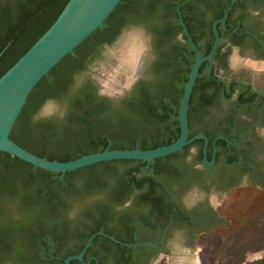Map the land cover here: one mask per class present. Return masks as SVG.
Instances as JSON below:
<instances>
[{"label":"trees","instance_id":"16d2710c","mask_svg":"<svg viewBox=\"0 0 264 264\" xmlns=\"http://www.w3.org/2000/svg\"><path fill=\"white\" fill-rule=\"evenodd\" d=\"M67 1L0 0V51L9 43L0 56V76L50 27ZM180 1L120 0L103 27L94 30L75 47L74 54L63 57L34 86L11 129L10 138L39 156L58 161L104 150L103 134L110 138L109 149H153L175 141L179 135L178 121L174 120L171 126H162V123L172 118L170 103L178 113L182 94L179 84L186 83L190 70V65L180 68V47L170 40L174 28L181 31V27L174 25L178 20L175 7ZM194 2L188 0L181 7L182 17L193 41L206 54L214 36L211 32L207 46L198 43L194 17L189 15V7ZM222 10L217 9L215 17H221ZM130 23L144 24L154 33L160 59L153 68L155 80L149 89L135 90L132 97L114 107L97 97L89 83L76 78L87 51ZM217 27L220 33L221 25ZM185 52L186 59L192 62L195 55L187 41ZM192 97L193 94L189 104ZM47 99L62 105V115L34 119ZM140 163L144 161H103L67 171L60 177L59 173L0 152V264H63L64 258L79 253L98 230L128 243L106 227L104 218L92 217L86 200L117 173L126 176L120 181L131 179ZM75 205L76 212L70 216ZM101 241L114 244L108 237L97 235L83 261L72 260L70 264H96L94 259L85 263L89 253L101 264L94 248ZM115 246L116 250L107 249L112 253L113 264H126L132 248L118 243ZM255 264H264V258Z\"/></svg>","mask_w":264,"mask_h":264},{"label":"flooded vegetation","instance_id":"af4514ba","mask_svg":"<svg viewBox=\"0 0 264 264\" xmlns=\"http://www.w3.org/2000/svg\"><path fill=\"white\" fill-rule=\"evenodd\" d=\"M231 1L196 0L189 7L201 46L211 42L212 23L223 16ZM217 9H223L219 18L215 17ZM210 16L214 18L211 20ZM219 24V44L211 61L200 67L188 109V137L200 133L207 136L206 158L204 139H195L171 155L140 163L131 179L120 181L126 176L117 173L87 197L92 217L104 218L109 230L132 244L127 246L132 249L126 264H196L200 261L196 253L201 239L221 221L219 206L223 196L243 184L264 192V74L254 73H264V68L248 64L249 61L255 67L264 66V0H236L225 23ZM136 30L144 32V40L139 37L147 53L140 74L126 85L124 77L116 75V68L128 40L139 34L133 33ZM172 33L170 40L180 47V68H186L191 64L186 59V39L182 29L174 28ZM154 39V33L144 24L122 25L107 40L87 51L77 81L89 83L97 97L119 106L135 90L149 89L155 80L153 68L160 59V48H155ZM107 82L116 90L109 91ZM184 85L179 84L182 93ZM52 102L45 100L37 116L45 107L51 113L47 116H61L62 107L54 108ZM169 107L172 118L162 126L178 121L176 108L171 103ZM177 126L180 132L179 121ZM103 138L109 148L110 138L106 134ZM76 209L75 205L69 215L73 216ZM111 241L114 244H94L101 264H113L112 253L107 249L116 250V243H125ZM86 257L85 263L94 259L99 264L92 253Z\"/></svg>","mask_w":264,"mask_h":264},{"label":"water","instance_id":"95a60500","mask_svg":"<svg viewBox=\"0 0 264 264\" xmlns=\"http://www.w3.org/2000/svg\"><path fill=\"white\" fill-rule=\"evenodd\" d=\"M188 0H181L176 4L177 25L181 27L183 35L194 52V60L190 64L189 74L183 88L176 118L179 121L180 132L175 141L153 149H109L82 155L78 158L58 161L39 156L10 138L11 129L25 104L27 97L38 81L49 74V71L67 54H74V49L94 30L101 28L104 21L117 6L120 0H68L50 27L21 55L18 60L0 76V152L16 156L21 160L48 171L59 173L62 177L67 171H72L98 162L110 160H142L149 163L152 159L175 153L183 149L195 139H204V155L208 138L200 133L188 137V109L193 86L198 77L200 67L204 62H210L220 41L218 23H225L228 11L236 0H232L221 18L212 23L214 40L207 54H202L193 41L182 17L181 7ZM9 43L0 51V56ZM125 49V48H124ZM123 49V50H124ZM145 46V51H146ZM122 52V51H121ZM146 53L139 66L138 74L144 64ZM118 65V64H117ZM116 65V66H117ZM258 76L264 74L254 72ZM136 75V76H137ZM254 75V74H253ZM136 78V77H135ZM135 78L130 82L135 80ZM129 84V85H130ZM128 85V86H129ZM116 94V93H113ZM117 96V95H116ZM215 149V148H214ZM96 235L107 236L118 242L114 237L103 231L93 233L82 250L64 258L63 264H70L72 260L83 261L87 248ZM130 246V243H121Z\"/></svg>","mask_w":264,"mask_h":264},{"label":"rangeland","instance_id":"374dc122","mask_svg":"<svg viewBox=\"0 0 264 264\" xmlns=\"http://www.w3.org/2000/svg\"><path fill=\"white\" fill-rule=\"evenodd\" d=\"M133 33H139L137 35L144 40V32L136 30ZM129 40L130 43L132 38ZM248 64L264 68L262 65L255 67L253 62L248 61ZM52 105L62 107L55 101ZM219 212L220 223L197 247L200 261L196 264H255L264 258V195L261 190L244 184L232 188L223 196Z\"/></svg>","mask_w":264,"mask_h":264},{"label":"bare ground","instance_id":"6f19581e","mask_svg":"<svg viewBox=\"0 0 264 264\" xmlns=\"http://www.w3.org/2000/svg\"><path fill=\"white\" fill-rule=\"evenodd\" d=\"M144 43L138 35H134L127 49L121 55V62L116 68V75H122L125 84H129L136 77L139 71V66L145 54ZM106 88L109 91H114V85L110 82L106 83Z\"/></svg>","mask_w":264,"mask_h":264},{"label":"clouds","instance_id":"9594fccd","mask_svg":"<svg viewBox=\"0 0 264 264\" xmlns=\"http://www.w3.org/2000/svg\"><path fill=\"white\" fill-rule=\"evenodd\" d=\"M50 110L45 107L44 109L41 110V112L39 113V115L37 117H34V119H38L40 117H43V116H47V115H50Z\"/></svg>","mask_w":264,"mask_h":264}]
</instances>
